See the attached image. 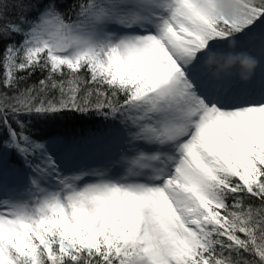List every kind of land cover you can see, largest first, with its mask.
I'll list each match as a JSON object with an SVG mask.
<instances>
[{
    "label": "snow or ice",
    "instance_id": "obj_1",
    "mask_svg": "<svg viewBox=\"0 0 264 264\" xmlns=\"http://www.w3.org/2000/svg\"><path fill=\"white\" fill-rule=\"evenodd\" d=\"M0 264H264V0H0Z\"/></svg>",
    "mask_w": 264,
    "mask_h": 264
},
{
    "label": "trees",
    "instance_id": "obj_2",
    "mask_svg": "<svg viewBox=\"0 0 264 264\" xmlns=\"http://www.w3.org/2000/svg\"><path fill=\"white\" fill-rule=\"evenodd\" d=\"M35 79L36 77H33V81ZM32 123L35 125L32 128V131L37 133L38 135L49 131L48 125L44 124L43 122L33 120ZM103 127L104 124L100 120L94 118H86L85 120L69 118L66 120H62V122L59 123L54 130L61 134L75 135L77 137L82 136L84 138H87L93 135L97 129H102ZM6 168H9L13 173H16L19 165L14 156H5L4 169Z\"/></svg>",
    "mask_w": 264,
    "mask_h": 264
},
{
    "label": "rangeland",
    "instance_id": "obj_3",
    "mask_svg": "<svg viewBox=\"0 0 264 264\" xmlns=\"http://www.w3.org/2000/svg\"><path fill=\"white\" fill-rule=\"evenodd\" d=\"M59 147V146H58ZM12 175V176H11ZM7 178L10 180L9 182H14L16 180V175H14L12 172L7 174Z\"/></svg>",
    "mask_w": 264,
    "mask_h": 264
}]
</instances>
